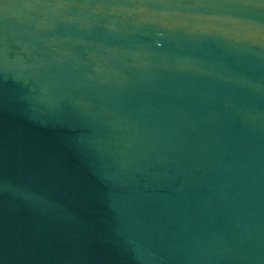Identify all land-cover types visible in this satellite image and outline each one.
I'll use <instances>...</instances> for the list:
<instances>
[{
	"label": "water",
	"instance_id": "obj_1",
	"mask_svg": "<svg viewBox=\"0 0 264 264\" xmlns=\"http://www.w3.org/2000/svg\"><path fill=\"white\" fill-rule=\"evenodd\" d=\"M0 264H264V0H0Z\"/></svg>",
	"mask_w": 264,
	"mask_h": 264
}]
</instances>
